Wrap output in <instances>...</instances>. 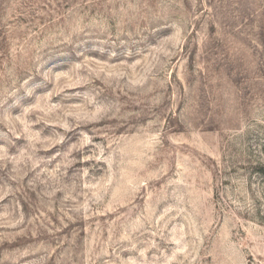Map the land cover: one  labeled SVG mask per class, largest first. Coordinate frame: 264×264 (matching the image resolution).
<instances>
[{"label": "rangeland", "instance_id": "1", "mask_svg": "<svg viewBox=\"0 0 264 264\" xmlns=\"http://www.w3.org/2000/svg\"><path fill=\"white\" fill-rule=\"evenodd\" d=\"M0 264H264V0H0Z\"/></svg>", "mask_w": 264, "mask_h": 264}]
</instances>
